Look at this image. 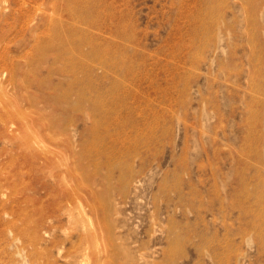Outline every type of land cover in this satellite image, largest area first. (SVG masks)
I'll return each instance as SVG.
<instances>
[{
  "label": "rangeland",
  "instance_id": "374dc122",
  "mask_svg": "<svg viewBox=\"0 0 264 264\" xmlns=\"http://www.w3.org/2000/svg\"><path fill=\"white\" fill-rule=\"evenodd\" d=\"M0 135V264H264V0H0Z\"/></svg>",
  "mask_w": 264,
  "mask_h": 264
},
{
  "label": "bare ground",
  "instance_id": "6f19581e",
  "mask_svg": "<svg viewBox=\"0 0 264 264\" xmlns=\"http://www.w3.org/2000/svg\"><path fill=\"white\" fill-rule=\"evenodd\" d=\"M13 111H14V110H13ZM13 111L11 110L10 113H12ZM14 112H15V111H14ZM17 113H18V112H17ZM6 114H7V111H6ZM15 114H16V113H15ZM18 114H19V113H18ZM18 114H17V118H18ZM7 115H8V114H7ZM19 115L22 116V114H19ZM14 117H16V116H14ZM19 117H20V116H19ZM12 118H13V116H12ZM17 118H16V120H18ZM7 119H8V118H7ZM14 119H15V118H14ZM20 119H21V117H20ZM23 119H24V118H23ZM23 119H22V121H21V120H20V121L23 122V124L26 125V123H25V121H23ZM16 120H15V121H16ZM24 120H26V119H24ZM31 120H32V119H31ZM20 121H19L18 123H20ZM39 121H40V119H39ZM30 122H31V121H30ZM41 122H42V121H41ZM9 124H10V123H9ZM30 124H31V123H30ZM30 124H29V125H30ZM39 124H40V123H39ZM2 125H4V123H3ZM2 125H1V126H2ZM10 125H11V127H12L13 124H10ZM46 126H47V122H46ZM46 126H45V127H46ZM48 126H49V125H48ZM52 126H53V125H52ZM38 127H40V126H38ZM14 128H15V127H14ZM14 128H13V129H14ZM43 128H44V127H43ZM46 128H47V127H46ZM15 129H16V128H15ZM53 129H55L54 126H53ZM27 130H28V129H27ZM48 130H49V129H48ZM12 131H13V130H12ZM44 131H45V130H44ZM50 131H51V130H50ZM27 132H28V131H27ZM46 132H47V131H46ZM51 132H52V131H51ZM53 132H54V131H53ZM26 134H27V133H26ZM24 135H25V134H24ZM35 135H36V134H35ZM38 135H39V134L37 133V136H38ZM47 135H48V133H47ZM0 136H1V135H0ZM4 136H6V135H4ZM26 136H27V135H26ZM32 136H33V135H32ZM49 136H51V134H50ZM6 137H7V136H6ZM6 139H7V138H6ZM30 139H31V138H30ZM35 140H37V139H35ZM33 141H34V140H33ZM37 141H38V140H37ZM22 142H23V140H22ZM17 143H18V141H17ZM23 143H25V142H23ZM35 143H36V142H35ZM19 145H20V144H19ZM40 145H41V144H40ZM30 147H31V146H29V148H30ZM23 149H25V148H23ZM30 149H31V148H30ZM81 241H82V239H81ZM83 241H86V240L83 239Z\"/></svg>",
  "mask_w": 264,
  "mask_h": 264
}]
</instances>
